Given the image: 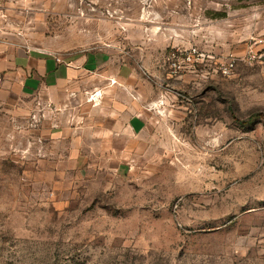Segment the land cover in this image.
<instances>
[{
	"label": "rangeland",
	"instance_id": "374dc122",
	"mask_svg": "<svg viewBox=\"0 0 264 264\" xmlns=\"http://www.w3.org/2000/svg\"><path fill=\"white\" fill-rule=\"evenodd\" d=\"M18 49L106 52L149 118L124 159L91 129L50 141L42 107L16 140L7 112L0 264H264V0H0Z\"/></svg>",
	"mask_w": 264,
	"mask_h": 264
},
{
	"label": "crops",
	"instance_id": "0c3cea01",
	"mask_svg": "<svg viewBox=\"0 0 264 264\" xmlns=\"http://www.w3.org/2000/svg\"><path fill=\"white\" fill-rule=\"evenodd\" d=\"M108 55L80 54L61 61L34 50L0 51V129L6 128L8 112L16 140L25 119L31 137L47 123V139L74 145L78 153L85 143L80 130L91 129L100 140L113 143L116 155H132L134 137L148 128L149 114L139 108L141 96L135 97L133 67ZM41 107L46 120L38 126ZM17 143L14 151H22V141ZM4 153L0 149V157Z\"/></svg>",
	"mask_w": 264,
	"mask_h": 264
},
{
	"label": "built area",
	"instance_id": "2783aa9c",
	"mask_svg": "<svg viewBox=\"0 0 264 264\" xmlns=\"http://www.w3.org/2000/svg\"><path fill=\"white\" fill-rule=\"evenodd\" d=\"M197 53L198 52H197L196 49L190 50L189 52H187V54L185 56H184V52H179V51L172 52L169 55V57H168V61H169V64H170L171 73L172 74H179L180 72H182L183 70H185V68L187 67L184 64L185 59L192 60V58H195L196 57ZM180 54L182 56H184L182 59H180V57H181Z\"/></svg>",
	"mask_w": 264,
	"mask_h": 264
},
{
	"label": "trees",
	"instance_id": "16d2710c",
	"mask_svg": "<svg viewBox=\"0 0 264 264\" xmlns=\"http://www.w3.org/2000/svg\"><path fill=\"white\" fill-rule=\"evenodd\" d=\"M253 116L257 117L258 114H255V115H253ZM255 117H250V118L247 119L246 121H240V122H241L243 125H249V124L252 123V121L255 119Z\"/></svg>",
	"mask_w": 264,
	"mask_h": 264
}]
</instances>
